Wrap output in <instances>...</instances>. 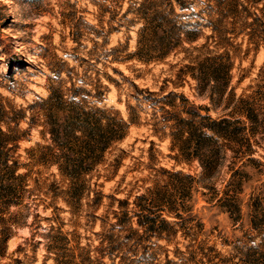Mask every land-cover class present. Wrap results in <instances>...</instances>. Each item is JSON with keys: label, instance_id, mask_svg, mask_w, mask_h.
<instances>
[{"label": "rangeland", "instance_id": "1", "mask_svg": "<svg viewBox=\"0 0 264 264\" xmlns=\"http://www.w3.org/2000/svg\"><path fill=\"white\" fill-rule=\"evenodd\" d=\"M182 1L184 7L174 4L170 13L180 28L176 34L183 39L194 34L197 39L180 41L169 54L156 60L153 51L143 50L151 42H139V32L142 27L150 32L158 22L162 0H0V103L9 110H23L16 130L17 153L26 169H32L30 198L25 200L30 210L11 207L4 215L9 235L0 264H54V255L47 251V241L42 238L51 226L80 233L102 228L99 219L88 223L83 216L70 213L63 201L67 196L60 193L68 181L57 174L55 165L39 166L34 161L35 148L50 144V140L42 126L44 117L32 120L36 109L28 107L47 97L49 89L64 90L69 81L86 90L79 97H84L87 105L110 108L130 121L126 136L105 153L104 162L88 177L89 184H97L93 185L95 190L106 195L130 201L147 188L154 189L156 194L148 195L153 205L171 201L180 215L163 212L169 222L177 223L174 240L178 244L151 238L145 257L155 253L158 264H264V140L253 147L252 155L263 165L247 162V156L234 158L228 152L219 171L207 179L197 160H188L178 149H170L168 138L154 131L152 109L142 99L149 93L158 97L175 92L188 100L175 99L180 107L200 108V113L215 117L233 112L235 98L253 93L262 78L264 43L249 40L244 34L223 32L232 26L225 0ZM219 19L221 26L217 27ZM212 27L225 33L226 39L216 37ZM189 30L192 33H187ZM217 53L226 55L232 65L229 87L219 103L196 70L207 56ZM98 82L103 94L96 103ZM231 94L234 100L227 105ZM253 102L259 112L264 111V98L257 94ZM115 157L121 159L112 173L108 164ZM235 170L241 173L238 176L247 177L235 198L237 211L231 208L229 212L219 205L218 199L224 195L217 191L224 188V179ZM174 172L180 175H171ZM186 174L195 178L191 185ZM211 184L217 191L210 188ZM50 190L57 194L53 196ZM86 200L84 196L82 208ZM109 201L104 197L97 214L104 213ZM153 209L156 211V206ZM188 244L191 247L185 250ZM104 261L110 262L107 258ZM127 264L152 263L135 257Z\"/></svg>", "mask_w": 264, "mask_h": 264}, {"label": "trees", "instance_id": "2", "mask_svg": "<svg viewBox=\"0 0 264 264\" xmlns=\"http://www.w3.org/2000/svg\"><path fill=\"white\" fill-rule=\"evenodd\" d=\"M174 4L180 8L184 7L182 0H162L161 9L157 11L158 22L152 26L150 32L146 33L145 27L139 32L141 37L139 42H151V45L143 47V50L153 51L151 55L156 60L169 54L180 41L193 42L197 39V35L194 34L185 33L187 37L184 39L176 34L180 28L170 15ZM225 4L227 13L232 14V22H229L232 26L230 29H222L223 32L244 34L249 40L264 43V0H225ZM220 22V19L217 20L218 25H215L221 26ZM212 32L216 37L226 39L223 37L225 33L218 32L216 27H212ZM187 33L192 31L189 30ZM231 69L232 65L223 53L207 56L196 69L200 80L207 81V87L215 94L216 103L224 98L229 87ZM261 75L262 78L256 84L253 93L235 98L233 112L229 111L215 117L208 113H200L198 111L200 108L186 109L184 105L180 107L175 103V99L181 98L186 102L188 100L175 92L158 97H153V93H149L148 97L143 96L142 99L149 102L152 109L150 119L153 121L151 125L154 126V131H161V134L168 138L170 149H178L188 160H197L202 171L207 172V179H210L219 171L228 152L234 158L247 156V162L254 161L263 165L252 157L253 147L257 146L260 140H264V111L259 112L253 102L257 94L264 98V69ZM191 76L194 77L193 73ZM69 82V86L64 90L49 89L47 97H40L28 107L30 110L36 109V113L32 114V120L36 116L44 117L42 126L50 140V144L35 148L34 161L39 166L55 165L57 174L68 181V185L60 193L67 196L63 201L70 209V213L76 217L83 216L88 223L99 219L102 228L100 231L83 229V233H80L74 229L63 232L61 228L55 229L51 226L42 237L47 241L46 249L54 255V264H116L115 260L118 264H127L135 257L139 261L148 259L155 264L158 261L155 253L145 257L149 248L146 243L155 238L174 246L178 244L174 240L177 223L169 222L163 217V212L175 214L174 217L180 215L175 213L171 201L163 200L165 195L159 202L163 200L168 203L153 205V199L148 195L156 194L154 189L147 188L145 193L135 195L130 201L128 198L106 195L95 190L94 186L97 184L93 183L92 186L89 184L88 177L104 162L105 153L112 144L122 141L126 136L130 121L128 123L118 112L110 108L97 104L87 105L85 98L79 97V93L86 90ZM100 88L98 82L94 95L96 103L101 101L103 94ZM233 96L234 94H231V98H228L227 105L234 100ZM209 99L212 101L211 95ZM205 110L208 112L209 108ZM23 116L22 109L9 110L0 103V255L4 253L9 235L4 215L11 207L26 212L30 210V205L25 200L30 198L28 180L32 169H26L17 153L19 135L16 134V130ZM120 159L121 157H115L108 164L110 172H115ZM244 163L242 165H245ZM21 168H25L26 171L20 172ZM238 174H241L239 170L232 171L228 179H224L222 190H215L214 183L210 185L211 189L224 195L218 199L219 205L224 206L229 212L231 208L237 211L235 198L240 192L243 179L247 177ZM171 175L178 176L180 172ZM185 177L189 179L190 185L195 180L189 174ZM55 183L52 181L51 185ZM50 192L53 196L57 194L52 190ZM84 196L87 200L84 202L85 208H82L80 202ZM104 197L110 201L104 213L97 214V210L103 205ZM141 201L148 203L145 202L144 205ZM155 206L156 211L153 209ZM85 231L94 238L85 235ZM155 246L157 249L161 248L157 243ZM188 247L191 245H186L185 250H188ZM105 258L110 262L106 263ZM166 261L171 262L168 258Z\"/></svg>", "mask_w": 264, "mask_h": 264}]
</instances>
